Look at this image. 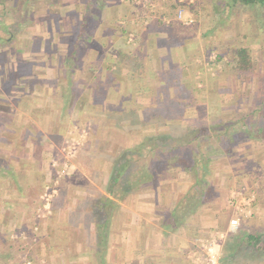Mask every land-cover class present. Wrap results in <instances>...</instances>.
Segmentation results:
<instances>
[{"label": "crops", "instance_id": "1", "mask_svg": "<svg viewBox=\"0 0 264 264\" xmlns=\"http://www.w3.org/2000/svg\"><path fill=\"white\" fill-rule=\"evenodd\" d=\"M153 2L156 9L148 12L153 20L146 23L144 19L148 16L133 19V16L128 17L131 13H127V16L120 17V11L130 7L124 0H62L58 4L54 0H0L1 244L15 228L18 232L27 227L29 220L35 222L31 218L35 214L31 217L29 214L35 202H39L37 207L42 206L41 198L47 194H43L44 191L54 185L50 158L58 149L57 144L67 139L72 130L69 127L75 123V113L89 127L92 123H97L99 128L106 125L112 127L106 129L104 136L105 140H109L105 152L110 153L107 149L114 144L111 137L117 131L116 120L106 117L104 109L102 112L99 108L121 104V108L128 109L133 99L137 104L141 103L140 99L150 100V96L143 91L152 84V80L149 84V76L146 79L145 75L153 71H167L170 65L168 58L172 57L174 63L182 58L181 67L185 68L183 63L190 56L185 45H174L171 36L164 34L169 22L182 25L176 19L175 7L171 8V3L162 0ZM26 7L24 21L21 14ZM252 7L255 9V6ZM3 9L14 14L10 19L19 26L20 35L8 31L10 24L5 21ZM86 14L88 18H85ZM258 17H253L251 21L254 27L256 25L255 37L260 35L262 23ZM83 23L87 25L90 36L70 35L72 26L79 27ZM149 24V29L144 28ZM139 29L148 35L141 34ZM123 31L128 38L132 36L131 44L135 45L126 51L123 49V36L118 35ZM9 33L11 35L6 38L4 34ZM74 40L82 44L77 49ZM193 40L189 37L187 41ZM103 43L106 48L102 47ZM127 44L130 45L128 41ZM116 62H121L117 72L114 71ZM112 74H121L123 78L117 84H109L108 77ZM98 86L107 90L102 101L93 95ZM111 97H116V100ZM90 105L95 111L91 109V114L83 113ZM128 146L131 148L130 143ZM120 147L116 144L111 149L112 153L119 154ZM98 181L93 183L89 180L88 183L96 188ZM190 183H164L166 185H161L159 195L154 192L127 195V205L120 208V213H114L107 230L102 231L96 226L93 215L89 223L82 219L74 226L64 222L68 236L63 242V246L66 245L60 264H191L186 253L194 248L197 239L205 238L213 231L220 232L214 246L219 264H262L255 251H250L247 261L241 259V253L254 245H243L246 238L241 239L242 235H250L245 232L246 229L234 236L241 226L257 216L256 212L260 210L258 196L254 214L248 219L240 218L234 232L228 230V221L226 226L220 227L216 220L224 210V213L230 211L231 217L238 216L228 206L227 198L225 205L211 208L212 203L191 215L190 230L181 226L171 230L163 227L158 202L167 208H174L176 194H183ZM88 186L87 182L80 187L74 185V189L81 192L79 198L87 200L94 195L89 193ZM235 190L243 191L240 188ZM94 193L95 200L101 196L111 198L108 194L99 196L98 190ZM69 214L64 212V216ZM119 215L121 220L118 222ZM193 222H196L195 226ZM98 232L105 234L103 241L96 237ZM74 238V241L70 240Z\"/></svg>", "mask_w": 264, "mask_h": 264}, {"label": "rangeland", "instance_id": "2", "mask_svg": "<svg viewBox=\"0 0 264 264\" xmlns=\"http://www.w3.org/2000/svg\"><path fill=\"white\" fill-rule=\"evenodd\" d=\"M54 1L56 4L62 2V0ZM124 1L126 2V0ZM228 1L197 0L190 9V14L194 19V24L191 27L169 22L167 28L164 29L166 30L164 34L171 36L174 45H185L190 56L183 63L186 69L181 67L182 58L177 59V63H174L172 57L171 59L167 57L170 61L167 71H153L152 74L145 75L146 79L149 76V84L150 79L152 80V84L148 85L150 88L147 87L143 91V94L150 96V100L140 99L141 103L137 104L135 103L136 100L133 99L128 109L121 108V104L99 108L102 112L104 109L103 114L106 117L116 120L115 127L117 131L113 133L111 142L115 145L119 144L122 147L118 150L119 154L112 153L111 149L115 147L114 144H112L113 147L111 149L109 147L107 149L112 154L105 152L106 144L109 140H105L104 136L106 129L112 128L111 126L108 127L106 125V127L99 128L97 123H92L89 127L87 122L80 120L78 117L81 116L75 113V123L69 127L72 130H70L67 139L57 144L58 149L53 152L50 158L51 177L54 185L49 184L51 185L50 190H45L43 193L47 192L45 195L48 198L43 195L44 198H41L42 206L40 207H37L39 202L34 203V208L31 209L33 212L31 211L29 215L30 217L33 213L36 215L31 217L35 222H30L29 220L26 225L28 228L23 227L18 232L15 228V231L12 230L2 244L0 242V264H60L63 257L62 254L64 253V246L66 245L63 246V242L68 236L64 222H69L70 225L74 226L75 222H79L80 219L88 223L91 221V211L94 201H97L95 200L96 193L94 192L98 190L99 196L107 194V180L113 161L123 154L126 149H129L128 143L131 144L132 148L134 144L139 142L142 136L161 132L170 133L171 131L173 135H180L182 127L185 125L189 127L210 126L224 123V121H235L244 115H247L249 120H253L260 107L264 111V105H260V102L264 101V8L255 5L254 9L252 6H241L239 4L234 5V7L229 6L228 8ZM127 3V6H130L132 9L130 7L122 9L120 17L131 13L128 14V17L133 16V19H138L142 15V17L148 16V19L144 20L146 23L150 22L152 19L150 15L152 16V14L149 13L152 12L148 13L149 10L138 9V6H135L134 3ZM3 10L6 23L10 24L8 31L12 34L18 33L20 35L21 32H18L19 26L17 24L14 25L15 22L13 19H10L14 14L10 13V11L8 13L5 9ZM26 14L27 7L22 10L21 14L24 21L27 17ZM257 16L262 21V28H259L260 35L255 37L256 25L254 27L251 21L253 17L256 19ZM52 17H55V15H52ZM144 20H141L143 24ZM150 26L149 24V26H144V28L149 29ZM139 31L141 34L148 35V33L141 29ZM10 33L4 34L5 37H9ZM69 33L70 35H77L78 26H72ZM126 34L124 31L118 33L120 37L123 36L125 44V48L123 49L125 51L128 50V47L135 46L131 43L130 45L127 44L128 34ZM189 37L195 40L187 41ZM102 47L106 48V45L103 43ZM237 48L248 49L251 59L255 61L253 71L249 75L246 74L244 78H238L227 64L233 58ZM218 57H221L219 61ZM143 60L145 63L146 58ZM116 64L115 72H117V67L121 65V62L119 63L120 65L118 62ZM176 67L179 73L174 71ZM170 72L172 76L169 75ZM158 74H162L160 77L162 78L161 82L155 80L159 79ZM112 77L114 79L111 81ZM122 78L121 74H112L108 77V82L114 85ZM176 78H180V82L185 89L179 87L178 84H173ZM171 83L178 88L175 92L167 90L168 85H171ZM164 89L167 90L165 93L163 92ZM161 90L162 92H159ZM163 93L170 96L169 102H166V99L162 102L165 97L164 95L162 96ZM105 96L106 93L97 97V100L102 101ZM111 98L114 101L116 100V97ZM156 100L160 101L157 102L159 105L156 103L158 105L157 111L152 105L155 104L154 101ZM177 100L182 105L186 103L188 106L184 108L178 107L179 111H174L173 105L167 106V104L174 103ZM149 107L152 109L146 111V108L148 109ZM85 109L83 113L86 114H91L95 111L91 105L88 111H85ZM130 110L136 112L139 120L132 119L129 116ZM163 110H169L171 114L168 117L171 118L167 121L165 120V124H159L156 121L160 120L161 116L160 118L157 117L162 114ZM251 110L253 113H251ZM144 114L147 115V119H145L146 123L142 126L139 121H142ZM151 115H155L154 118H151ZM219 128L215 132L221 135L219 133L223 132V129L222 127ZM237 128H240V126L237 125ZM73 143L76 146L75 152L72 155H68V149L69 147L72 148ZM220 146L221 144L214 141L212 148L216 149ZM64 165H66L67 169L60 176L59 171ZM210 165L211 178L215 181L216 188H218L217 193L220 195L213 198L207 206H210L212 203L211 208L225 205L226 198L228 199L229 206L231 194L236 188L243 189L245 194L251 193L255 198L258 196V199H260L258 206L260 210H257V216L246 225L241 226L238 232L234 233V236L239 235L237 233L240 230L243 231V228H245V232L259 237L256 246H251L248 249L249 251H243L240 256L242 261H247L246 259H248L250 251H255L259 255L260 263L264 264V142L253 139L243 140L236 145L232 153L213 157ZM89 180L93 181V183L95 181L97 183L99 180L98 186L94 188L93 184L88 183ZM86 182L89 185L88 190H91L89 193L94 195L90 199L83 200V197L79 198L81 197L79 195L81 193L80 190H75L74 185L76 184L77 187H80ZM169 182L185 184L190 183L191 179H181L179 181L166 179L164 183L167 184ZM188 186L186 187L188 188ZM48 192L54 196H50ZM141 192L153 193L152 188H144L136 190L133 194ZM178 194L181 193H177L176 195ZM127 197L125 196L119 202L116 214L120 213L119 210L123 205H127ZM157 197L159 198V196H156V199ZM158 203L160 214L162 212L166 213L167 210L171 209L164 206L162 202ZM51 209L53 213L49 211ZM224 211L221 215L219 213L218 215L220 216L216 219L220 227L226 226L227 221L229 222L232 216L230 211L229 213H224ZM64 212H70L69 216H64ZM119 220H121V217L118 219V222ZM192 220L193 218L190 217L188 221ZM195 224L196 222L192 223L194 226ZM70 240L74 241L75 238ZM243 241V245L248 244L246 239ZM1 246L3 247L2 250Z\"/></svg>", "mask_w": 264, "mask_h": 264}, {"label": "trees", "instance_id": "3", "mask_svg": "<svg viewBox=\"0 0 264 264\" xmlns=\"http://www.w3.org/2000/svg\"><path fill=\"white\" fill-rule=\"evenodd\" d=\"M228 4L230 7L240 4L244 6L258 5L264 8V0H229ZM171 8H174L173 5ZM85 18H88V14L85 15ZM83 21L86 22L85 19ZM86 29V24L79 25L77 36H90ZM77 39L79 38L77 37ZM76 41L78 40H74L73 44L77 49L82 44L79 43L80 41ZM219 58L221 59V57H218V61L220 60ZM227 64L238 78H244L246 74L249 75L253 71L255 61L251 59L248 49L237 48L233 58ZM174 71L179 73L177 67ZM158 75L159 79L155 80L161 82L162 78L160 77L162 74ZM169 75L172 76L171 72ZM173 84L183 87L180 78H176ZM183 88L185 89V87ZM177 89L171 83V85H168L167 90L175 92ZM167 90L164 89L163 92L165 93ZM106 92V88L102 87L101 89V86H98L93 91V95L94 97H100ZM159 92H162V90ZM164 93L162 96L164 95L165 97L162 102L165 99L166 102H169L170 96ZM157 102L160 101L156 100L154 101L155 104H152L156 111L159 105ZM169 105L174 106L172 107L174 111H179L178 107L184 108L188 106L186 103L182 105L178 100L167 104V106ZM260 105L263 106L264 101L260 102ZM151 107L146 108V111L152 109ZM130 111L129 116L132 119H138L136 112ZM251 113H253L252 110ZM170 114L169 110H163L162 114L157 117L160 118L161 116V119L156 122L165 124L171 118L168 117ZM146 116L145 114L143 115L142 121H139L140 125L144 126L146 123L145 119H147ZM154 116L151 115V118H154ZM237 125L240 128H237ZM219 127L223 129V132L219 133L221 135L215 132L220 129ZM247 139L264 142V111L261 107L256 112L253 120H249L247 115H244L235 121H224V123L210 126L189 127L185 125L178 136L168 132L142 136L138 143L134 144L132 148L126 149L123 154L113 161L106 186V193L111 198L101 196L94 203L91 211L97 221L96 226L102 231L104 229L107 230L108 226L110 227L114 213L117 211L119 202L125 196L135 193L136 190L152 188V192L159 195L161 185L164 184L166 179L178 181L191 179L187 190L183 194L176 196L174 208L170 211L167 210L166 213L162 212L164 228L171 230L173 227L181 226L185 230H190L188 227L191 226V223L188 220L191 215L199 213L203 206L206 207L213 198L220 195L217 193L218 188H216L215 181L211 178L210 164L213 157L232 153L239 142ZM214 141L221 144V146L213 149ZM96 237L103 241L105 234L98 232ZM242 238H246L248 243L256 246L259 237L243 234Z\"/></svg>", "mask_w": 264, "mask_h": 264}, {"label": "built area", "instance_id": "4", "mask_svg": "<svg viewBox=\"0 0 264 264\" xmlns=\"http://www.w3.org/2000/svg\"><path fill=\"white\" fill-rule=\"evenodd\" d=\"M162 1L169 2L175 7V16L180 23L185 26L194 24V19L190 14V9L193 7L197 0ZM126 2L134 3L135 6H138V9L146 11L149 10L148 12H154V10L156 9L153 0H126ZM128 42H132L131 35L128 38ZM75 147V143L72 144V148L69 147L68 155H72L75 152ZM66 169V165H64L59 171V175H63ZM46 197L48 198V196ZM255 199V196L251 193L245 194L244 192L239 190L233 191L230 197L229 204L233 212L238 216H233L229 219V231H235L238 228L241 219H248L252 217L255 209ZM46 200L48 201V199ZM219 235V231H213L207 237L197 239L194 248L186 253V257L189 262L191 264H219V256L214 252V246L217 243Z\"/></svg>", "mask_w": 264, "mask_h": 264}]
</instances>
